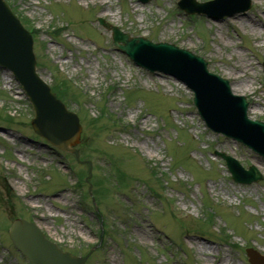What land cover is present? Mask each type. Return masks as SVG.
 Segmentation results:
<instances>
[{"label": "rangeland", "instance_id": "obj_1", "mask_svg": "<svg viewBox=\"0 0 264 264\" xmlns=\"http://www.w3.org/2000/svg\"><path fill=\"white\" fill-rule=\"evenodd\" d=\"M7 1L38 31V75L49 86L53 75L64 78L85 96L81 103L63 102L79 118L77 147L90 155L92 174L99 176L112 156L131 180L116 195H94L95 202L105 198L97 206L106 220L100 239L92 197L81 198L89 182L75 187L74 172L86 173L87 165H74L72 156L33 132L28 100L0 68V264H29L6 233L20 217L76 255L100 242L85 264H250L247 248L264 257V158L207 130L182 83L137 67L96 21L204 57L210 72L230 81L234 95L246 97L249 119L264 121V32L253 34L236 20L243 14L264 23V0H251L250 10L222 20L187 16L177 8L179 0ZM53 27L63 29L57 38L51 37ZM102 102L104 118L117 125L104 133L92 122ZM215 152L244 169L254 166L262 180L231 181ZM204 203L215 210L209 227H203ZM200 244L210 255L202 254Z\"/></svg>", "mask_w": 264, "mask_h": 264}, {"label": "water", "instance_id": "obj_2", "mask_svg": "<svg viewBox=\"0 0 264 264\" xmlns=\"http://www.w3.org/2000/svg\"><path fill=\"white\" fill-rule=\"evenodd\" d=\"M180 5L187 13H204L214 19L245 11L250 6L248 0H215L201 5L195 0H184ZM228 5L230 10L226 11L224 8ZM98 21L112 31L113 43L118 50L138 66L153 72L162 71L184 82L194 92L193 101L210 129L239 140L264 156V122L247 118L245 98L233 95L227 80L209 73L204 58L168 43L154 44L142 37L130 38L103 20ZM28 34L8 5L0 0V68L12 73L32 105L34 117L31 128L52 146L73 153L78 159L73 148L79 142L81 131L78 118L66 110L37 76L32 38ZM246 128L253 132L246 131ZM253 133L260 135L259 138ZM218 155L226 161L232 180L250 184L261 179L254 167L244 171L232 158L222 153ZM9 236L31 264H84L87 259V256L74 257L59 251L55 244L46 241L36 225L20 219L11 224ZM246 252L252 264L264 263L255 251Z\"/></svg>", "mask_w": 264, "mask_h": 264}, {"label": "trees", "instance_id": "obj_3", "mask_svg": "<svg viewBox=\"0 0 264 264\" xmlns=\"http://www.w3.org/2000/svg\"><path fill=\"white\" fill-rule=\"evenodd\" d=\"M23 22L25 23L27 28H30L32 35L35 34V31L33 30L32 26L29 25L30 22L27 20H23ZM67 83L65 81H58L56 85H53V91L57 93V96L59 97H64V95L66 96L67 94L71 93L70 88L68 85H66ZM71 95L74 97V99H76L79 95L77 93H71ZM113 166V165H112ZM81 177V175H80ZM100 177H102L103 180L108 181L110 184H113V179L115 178V182L114 184L117 186V184L119 185H124L125 184V180H126V176L123 172H121L119 169H114L112 171V167L110 169V171L108 172V174L106 175L105 173H101ZM100 177H94L92 184L95 186V190L94 193H98V186H100L101 183V179ZM108 183V184H109ZM104 224L103 227H101L102 229L99 231V233H101V235L104 233L106 234V230L104 228ZM143 255V254H142Z\"/></svg>", "mask_w": 264, "mask_h": 264}, {"label": "bare ground", "instance_id": "obj_4", "mask_svg": "<svg viewBox=\"0 0 264 264\" xmlns=\"http://www.w3.org/2000/svg\"><path fill=\"white\" fill-rule=\"evenodd\" d=\"M257 3H261V0H257ZM236 20L238 21V25L242 27L243 29L246 28V26L251 30V32L254 33H263L264 32V23L255 22L250 16L248 15H238L236 17ZM200 247L202 248L201 252L206 257L210 255V251H206L205 247H203L202 244H200ZM217 257V256H216ZM219 261H221L220 257H217ZM224 264V263H223Z\"/></svg>", "mask_w": 264, "mask_h": 264}]
</instances>
